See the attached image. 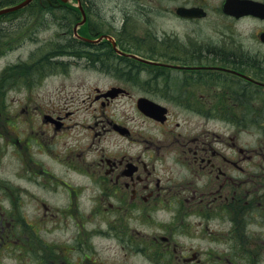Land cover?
I'll use <instances>...</instances> for the list:
<instances>
[{"label": "flooded vegetation", "instance_id": "af4514ba", "mask_svg": "<svg viewBox=\"0 0 264 264\" xmlns=\"http://www.w3.org/2000/svg\"><path fill=\"white\" fill-rule=\"evenodd\" d=\"M36 1L42 11L48 6L61 12L73 0ZM80 1L86 20L88 12L96 18L107 15L96 0ZM124 1L121 8L111 6L112 13L100 23L92 22L83 67L110 81L89 88L81 120L74 107L82 101L78 91L58 96L57 103L46 98L35 103L39 84L30 62L9 63L0 71V137L9 138L13 155L25 167L55 180L67 193L60 206L36 196L43 212L34 221L20 214L24 231L18 235L14 216L0 208V264L18 257V247L25 250L26 264H264V141L241 142L240 132L253 127L255 119L241 123L224 108L225 100L241 99L252 86L264 90V68L208 54L191 41L184 44V54L170 44L172 53L160 55L150 48L145 55L150 46L142 39H149L148 27L139 26L140 20L152 25L150 18L161 11L194 25L215 17L264 19L226 13L225 0ZM74 11L61 18L68 21L61 28L64 36L74 33L72 22L83 19L81 11V17ZM5 28L0 23V31ZM19 65H25L23 72H16ZM141 98L165 105L166 113L146 114L139 107ZM174 100H183L176 106L199 120L186 116L182 125L168 102ZM135 112L140 119L132 116ZM46 157L67 172L52 171ZM69 170L92 184L81 189L80 183L69 182ZM90 187L87 206L82 194ZM40 229H60L62 235L45 238ZM185 232L202 242L186 246L176 240ZM111 243L123 251L119 259L109 256Z\"/></svg>", "mask_w": 264, "mask_h": 264}, {"label": "rangeland", "instance_id": "374dc122", "mask_svg": "<svg viewBox=\"0 0 264 264\" xmlns=\"http://www.w3.org/2000/svg\"><path fill=\"white\" fill-rule=\"evenodd\" d=\"M124 2V0H96L100 10L107 15L105 17L98 15V18H96L92 16V12H88L87 20L85 16V21L79 27V33L92 37V22L98 21L100 23L101 20H104L112 13L113 7L111 6H120L121 8L124 6ZM90 4L92 11V2ZM39 5L36 1V3H31L29 7L0 17V23H5L7 26L3 31H0V53H6L0 56V71L6 68L9 63L30 62L33 80L39 84L36 88L38 95H34L37 98L34 100L35 103H46L45 98L54 100L57 103L58 96L70 93L73 90L78 91L82 101L74 105V107L75 109H79L76 116L81 120L87 114L86 106L88 102H84L83 98L86 96L89 88L94 84L104 86L110 79L88 70V67H83V65L87 66L83 62L88 61L89 52L84 53L87 55H82L78 58L76 55L70 53L72 51L62 50L65 54L51 56L53 58L48 60V55L54 49V45L56 43L61 44L67 42L66 37H69L60 33L61 28L66 27V24H68V21L61 20L62 16L73 12L74 8V12L78 11L80 17L81 13L77 9L78 5L75 0L70 1L65 10L58 13L42 11ZM128 6L132 7L134 4L131 2ZM30 10H32V13H30ZM40 13L41 15H39ZM28 14H31V16ZM132 14L136 17L133 12ZM50 15H53L57 19L50 17ZM115 19L118 22L120 17ZM150 19L153 23L150 26L144 25L143 20L139 21V26H142L143 29L146 30V27H148L149 39H142L143 44L150 46L143 50V52H146L145 55L151 54L148 53L150 52L148 51L150 48L162 53L160 55L167 54L169 51L172 53L174 49L171 48L172 46L170 44L177 46L176 51L179 54H184V51H186L184 44H188L191 41L198 46L203 45L208 54L214 51L218 55L222 54L224 59L227 57L242 59L246 64L245 67H247V63H250L253 67L259 64L264 68V43L259 38L260 31L264 29V20L255 18L239 20L223 18L218 20V17H215L202 21L200 25H194L192 22L188 23L179 20L172 13L165 11H161L157 16L153 15ZM29 27H31V31H26ZM174 33L176 34L173 38L172 35ZM154 35L156 39L152 38ZM164 37L171 38L159 43L161 42L160 39ZM66 48L68 49V47ZM77 61H80V63ZM24 67L25 65H19L16 72H23ZM247 94L250 96V99L247 98ZM240 96L241 99L225 100L224 102V108L230 109V113H234L235 117H230L233 120L237 118L241 120V123L247 122L248 125L249 122H254L253 120L255 119L253 127L249 128L248 131L240 132V141H264V90L252 86L248 88L246 95L242 94ZM19 99L22 103L23 95ZM174 101L168 102L178 111V120L182 121V125L186 124L184 123L186 116L192 118L193 121L199 120V118H194L192 115L189 116L181 112L180 108L176 106L178 101L183 100ZM5 105L8 106V98H6ZM78 105L80 106L77 107ZM253 107L255 109L254 112L250 111L248 113L246 111L251 108L253 109ZM132 116L139 118L136 112ZM225 120L228 121V119ZM187 124H189L188 121ZM228 134V132L225 133V135ZM8 141L9 138L0 137V208L2 212H6L7 214L12 213L14 216V229L17 234V232L24 231L23 224L20 223L24 219L20 217V214L25 216L26 220L34 221L38 214L43 212L41 203H38L39 206L37 205L36 196L40 197V199L42 198L41 200L49 198L51 202L60 206L67 201V193L63 191V187L59 186L55 180H51L46 176L39 177L25 167L13 155L14 150L8 144ZM46 160V163L49 165L48 167L52 171L56 173L67 172L68 168L66 166L64 167L67 170L60 167L58 163L49 160L48 157H46ZM69 172H72L70 173L71 176H66L65 178L73 184L78 185L80 183L79 187L81 189L92 184V180L89 177L78 176L71 170ZM13 189L16 191H13ZM50 190H55V194L50 193ZM30 193L32 194V198L30 197ZM51 194H54V196H51ZM82 198L86 200V205L88 206L90 203L89 200L92 198V187L88 191L83 192ZM13 204H16L15 210H13ZM189 231L192 232V229H189ZM39 232L45 238L60 237L62 235V230L60 229H55L50 233H47L45 229H40ZM21 237L24 238L23 233H21ZM176 240L180 243H185L186 246L192 243L200 244L202 242L195 235L186 232L176 234ZM19 242L20 240L17 241L16 246H19ZM23 250L18 247L16 249V255L18 257L9 260V264H26L25 259H27V255L25 250ZM107 252L113 260L119 259L123 254V251L113 245V243H111ZM6 262L8 261L6 260ZM139 263L140 261L136 262V264ZM146 264H148L147 261Z\"/></svg>", "mask_w": 264, "mask_h": 264}, {"label": "water", "instance_id": "95a60500", "mask_svg": "<svg viewBox=\"0 0 264 264\" xmlns=\"http://www.w3.org/2000/svg\"><path fill=\"white\" fill-rule=\"evenodd\" d=\"M31 0H24L19 4L14 6L6 7L0 10V14L4 12H10L17 10L25 5H27ZM224 11L230 14L235 15L236 17H240L245 14H253L259 17L264 18V2L256 1V0H226L224 3ZM85 17V15H84ZM85 19H83L79 23H83ZM76 29V28H75ZM79 38H82L86 41L92 42V39L85 38L77 34ZM262 41H264V31L260 34ZM151 101L142 100L140 103V107L147 113L154 114L155 110ZM155 106H159L155 104Z\"/></svg>", "mask_w": 264, "mask_h": 264}, {"label": "trees", "instance_id": "16d2710c", "mask_svg": "<svg viewBox=\"0 0 264 264\" xmlns=\"http://www.w3.org/2000/svg\"><path fill=\"white\" fill-rule=\"evenodd\" d=\"M16 2H18V0H0V8L4 7L6 5H10V4L16 3ZM33 3H36V1L33 2ZM38 4H40V3H38ZM39 6L42 7L41 4ZM66 39H67V42H64V43H61V44L60 43H56V45H54V49L48 55V60H51L53 58L51 56H55L57 54L58 55L65 54V52H62V50H70V51H72L70 53L73 54V55H76V57H78V58L80 56H82V55H87V54H84L85 53L84 51H87V50L82 48V46L84 44H86V42H84L82 40H78L73 35H69V37H66ZM66 47H68V49Z\"/></svg>", "mask_w": 264, "mask_h": 264}, {"label": "bare ground", "instance_id": "6f19581e", "mask_svg": "<svg viewBox=\"0 0 264 264\" xmlns=\"http://www.w3.org/2000/svg\"><path fill=\"white\" fill-rule=\"evenodd\" d=\"M45 8V10L48 12H58V11H54V10H52L51 8H49L48 6L47 7H44ZM89 38L90 39H92V37H90L89 36ZM84 42H86V44H84L83 46H82V48L83 49H85V50H87V51H84L85 53H87V52H89V46H91L92 45V42H89V41H84Z\"/></svg>", "mask_w": 264, "mask_h": 264}]
</instances>
